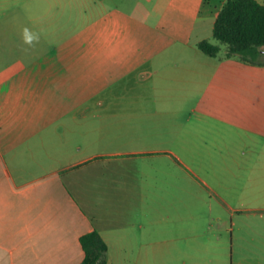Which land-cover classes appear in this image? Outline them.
Wrapping results in <instances>:
<instances>
[{
	"label": "crops",
	"instance_id": "crops-1",
	"mask_svg": "<svg viewBox=\"0 0 264 264\" xmlns=\"http://www.w3.org/2000/svg\"><path fill=\"white\" fill-rule=\"evenodd\" d=\"M223 2L0 0V264H80L93 229L106 264H157L162 247L173 264L221 262L223 247H210L221 231L232 264L264 263V80L251 77L255 63L197 48ZM25 27L38 43H24ZM145 38L151 61L111 56L142 53ZM82 49L88 64L69 56ZM130 81L132 92H112ZM240 89L247 110L209 109ZM211 119L215 140L201 136ZM196 143L223 152L200 178L195 199H208L194 226L192 170L175 150ZM170 167L186 174L162 199Z\"/></svg>",
	"mask_w": 264,
	"mask_h": 264
},
{
	"label": "rangeland",
	"instance_id": "rangeland-1",
	"mask_svg": "<svg viewBox=\"0 0 264 264\" xmlns=\"http://www.w3.org/2000/svg\"><path fill=\"white\" fill-rule=\"evenodd\" d=\"M151 40L149 38H145L143 39V41L139 44V47L142 51V53L139 54H134L130 51H126L122 54H116V55H111L113 58L117 57L118 60L121 61H133L136 60L135 58L137 56H139L140 58L138 59V61L142 64L147 63L149 61H151L153 59V57L155 55L151 54L148 58L146 53H143V51H146V49L152 48L153 45L151 44ZM209 42L213 43V44H217V42L210 37ZM170 45H173V43H169ZM154 48V47H153ZM195 49V48H194ZM222 51H220V53L218 54L219 57H222L224 55L223 51H224V47H222ZM73 61L75 62H79L81 64H88L89 61V57H90V53L88 49H82L80 51V53L78 54H72L69 55ZM108 57V54H105L104 52L98 53L96 56V60L97 61H106V58ZM258 62L264 63V48L261 49V53L259 58L257 59ZM226 61H242L240 59L239 56H234L232 58H230L229 60ZM255 73V78L259 81V80H264V66H256L255 70H251V77H252V73ZM137 86V83H133V82H129L127 84H124V86H120V85H113V87L111 88L112 92H132V90L130 88H134ZM107 88V87H106ZM257 88L262 89L264 88V83H257ZM105 86H98V88L95 91V94L97 96H100L102 94L105 93ZM83 93V92H82ZM241 94V95H240ZM204 103H199L198 104V108L203 106ZM196 106V105H195ZM196 109L197 106L195 107ZM209 109H225V110H247L248 109V102H247V91H245L244 89H240L239 90V95H233L232 94H227L224 95L223 99H220L219 102L216 103H211L209 105ZM195 121L194 116H192V118L190 119V122L193 123ZM204 130L201 131V136L208 138L209 140H215L216 138H218L221 134V127L218 126L215 122V120L211 119L209 120V122L207 121V123L203 124ZM192 131V130H191ZM200 131V130H199ZM193 132L195 133L196 130L194 129ZM195 136V135H193ZM177 152H179L181 154V157L186 161V163L188 164L189 168H191L192 173H191V177H192V183L188 184L187 183V188H189V190L193 193L194 195V199H193V208H194V214H192V218H190V222L194 224H197L200 221V209L204 207V205L207 202V196L204 194V199L203 201H200L195 199V196L198 194H203L206 192V188L204 187V185L201 183L200 178L201 179H205L207 180L209 178L210 172H212V168L207 164V161L209 160H215L217 159V157H219V154L221 152H223V150L219 149L217 146H215V144L210 143V144H202V143H196L194 145H190L188 147H186V149H179L178 147H176ZM170 178L172 183L169 184V186H167V184H162V191H161V196L162 199L164 198V193L166 192V190H169L171 193H178L181 186L180 183V178L182 176H184L186 174L185 170L180 169V168H174V167H170ZM163 174V173H162ZM205 202V203H204ZM169 221H167L168 223ZM176 223H179V221L177 220ZM211 227H205L203 226V230L206 234L209 235H219L217 230L215 229L214 225H210ZM221 236H222V240L220 239V241L218 243H212V245L210 247H213L215 249V247H217L218 252H220V248L223 247V261L220 262L219 261H215L212 264H232L231 262V257L229 254V250H230V242H229V236L227 233H225L224 231H221ZM214 242V241H213ZM216 250V249H215ZM219 256V255H218ZM220 258V256L218 257ZM113 264H119V263H113ZM157 264H173L170 259H169V255H168V251L167 249H165L164 247H162V252L161 255L157 261ZM233 264H236L233 263ZM242 264H256L255 262L252 263H248V262H242ZM258 264V263H257ZM259 264H264V263H259Z\"/></svg>",
	"mask_w": 264,
	"mask_h": 264
},
{
	"label": "trees",
	"instance_id": "trees-1",
	"mask_svg": "<svg viewBox=\"0 0 264 264\" xmlns=\"http://www.w3.org/2000/svg\"><path fill=\"white\" fill-rule=\"evenodd\" d=\"M212 38L197 43V48L209 57H216L224 47V58L239 56L242 61L258 62L264 48V5L255 0H224L213 23ZM83 252L80 264H106L107 246L96 230L79 238Z\"/></svg>",
	"mask_w": 264,
	"mask_h": 264
},
{
	"label": "clouds",
	"instance_id": "clouds-1",
	"mask_svg": "<svg viewBox=\"0 0 264 264\" xmlns=\"http://www.w3.org/2000/svg\"><path fill=\"white\" fill-rule=\"evenodd\" d=\"M23 41L25 44L32 46L34 42H39V34L32 32L29 28L25 27L22 30Z\"/></svg>",
	"mask_w": 264,
	"mask_h": 264
}]
</instances>
